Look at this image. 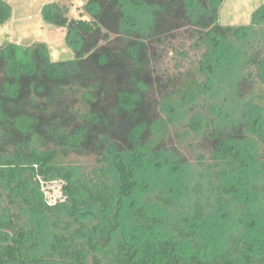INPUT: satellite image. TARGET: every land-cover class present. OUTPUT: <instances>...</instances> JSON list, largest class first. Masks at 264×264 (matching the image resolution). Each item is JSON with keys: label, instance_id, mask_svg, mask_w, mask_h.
Instances as JSON below:
<instances>
[{"label": "trees", "instance_id": "obj_1", "mask_svg": "<svg viewBox=\"0 0 264 264\" xmlns=\"http://www.w3.org/2000/svg\"><path fill=\"white\" fill-rule=\"evenodd\" d=\"M224 1L88 0L90 20L69 19L67 8L53 3L45 20L68 30L75 59L53 61L46 44L0 47V264H264V5L250 25L223 26ZM11 14L0 0V25ZM184 20L200 30L207 51L196 69L159 77L151 103L141 77L146 42ZM112 33L120 38L112 41ZM176 54L186 59L187 52ZM225 90L232 106L219 114L215 103ZM203 96L214 101L215 119L203 133L214 146L210 158L199 156L197 181L180 199L160 191L128 205L136 172L172 163L166 141L186 107ZM153 105L160 113L151 118ZM201 125L198 118L187 123L197 135ZM76 156H94V167H80ZM246 156L256 159L261 178L246 209L230 210L235 223L218 250L180 252L186 240L199 245L196 230L185 225L189 215L200 221L234 207L232 191L239 190L223 189L222 173L240 172ZM55 181L63 183L64 199L50 204L41 183ZM147 202L167 217L151 215ZM158 226L165 238L137 248L129 229ZM250 228L262 229L255 250Z\"/></svg>", "mask_w": 264, "mask_h": 264}, {"label": "rangeland", "instance_id": "obj_2", "mask_svg": "<svg viewBox=\"0 0 264 264\" xmlns=\"http://www.w3.org/2000/svg\"><path fill=\"white\" fill-rule=\"evenodd\" d=\"M4 1L11 6L12 14L0 25V47L9 43L27 47L35 44H46L53 61L75 59L76 52L75 48L69 43L68 30L49 24L45 20V10L51 4L59 3L67 8L69 19L90 20L92 17L87 13L86 9L88 0ZM263 5L264 0H225L219 12L220 24L223 26L250 25L255 12ZM183 24L170 35L157 36L155 39L146 42L145 51L149 61L141 77L151 88V103H154L156 98L158 99L157 85L159 77L164 79L170 74L177 75L179 71L196 69L203 53L207 51V46L198 39L200 30L189 20H184ZM117 38H120L118 34H111L112 41ZM196 43L198 46H196ZM178 50L187 52L186 59L182 63L177 58L176 53ZM153 55H155V58L151 57ZM178 66L181 67L179 68ZM227 94L226 90L223 91L220 101L215 103L219 105V108H222L219 114L231 109L229 106H232V104ZM213 104V100L203 96L194 102L193 105L186 107L185 120L173 130L171 137L165 144V147L171 151L172 163L166 168L154 166L153 168H144L140 172H136L134 179L136 184L131 198L127 200L128 205L131 202L136 205L141 204L142 200L147 196L160 191L178 197V199L185 196L184 190L187 187H191L198 179L197 175L200 170L199 156L203 154L206 158H210V151L214 146L213 142L205 139L203 134L206 128L205 124L215 119V113L212 111ZM153 108L154 113H152L153 115L150 113L151 118L160 113L158 106L153 105ZM190 118H198L202 122L199 130L200 134L197 135L196 132L187 126ZM239 142H241L240 139ZM243 144L250 147L249 143L243 142ZM72 160L87 170H91L95 164L94 156H76ZM239 167L241 170L236 174L233 172L222 173L223 177L221 180L223 189L234 187L239 190L237 193L232 191L235 197V199L233 198L235 201L232 203L234 207L217 214L209 211L207 213L208 216L200 221L194 220L193 216L189 215L185 225L190 230H196L199 245L196 247L192 240H186L181 244L180 252L190 253L198 251L201 255L211 256L218 250L228 230L235 223V216L230 213V210L234 212L246 209V198L249 197L252 185L261 178L255 158L246 156L243 163H239ZM62 186L63 183L61 181L41 183L42 192L50 204H55L64 199ZM242 191H245V193H241ZM145 205L151 215L167 217V211L160 205L152 202H147ZM130 210L131 208L128 206L124 207L122 217L118 218L121 224L130 216ZM254 224L257 225L259 223L254 222ZM258 227L257 225V230ZM39 229L40 231L43 230L41 227ZM262 229L264 230V228ZM262 229L259 228V231ZM249 230L248 233L253 234V239H249V243L253 245L254 250L255 248L258 249L260 243L257 240H260V238L257 232L259 231L251 228ZM129 232L134 236L133 241L136 243V247L140 249L143 248L146 242H154L166 236V230L161 226H158L152 232H141L132 229H129ZM43 234L42 240L45 241L46 237ZM41 243L42 247L46 244L45 242Z\"/></svg>", "mask_w": 264, "mask_h": 264}]
</instances>
